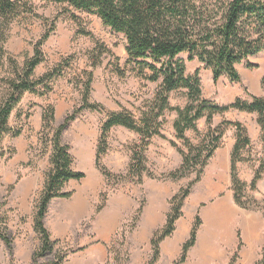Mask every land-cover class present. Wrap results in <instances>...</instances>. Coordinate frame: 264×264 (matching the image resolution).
<instances>
[{
  "label": "rangeland",
  "instance_id": "374dc122",
  "mask_svg": "<svg viewBox=\"0 0 264 264\" xmlns=\"http://www.w3.org/2000/svg\"><path fill=\"white\" fill-rule=\"evenodd\" d=\"M205 1H210V9H215V0ZM29 5L33 13L19 15L9 26L3 43L18 71L33 58L36 43L51 28L50 37L40 48L44 59L35 68L32 80H37L64 60L68 63L62 74L50 84L49 93L41 96L40 89L37 94H23L8 120V126L13 131H20V135L8 134L0 140V229L10 239L12 249L9 254L0 240V264H33L31 251L40 245L33 219L46 175L51 169L53 132L74 110L80 109L82 84L88 74L92 75L88 103L96 104L100 109H83L61 135L62 145L69 147L72 169L82 172L84 178L65 184L63 191L70 192L72 196L63 200L53 199L43 219L48 231L47 226L62 217L64 211L74 210L72 215L76 223L71 226L75 228L63 240L53 241L50 235L51 241L55 242L53 250L38 262L53 264L56 257H64L65 261L70 253L83 249L80 243L87 236L97 242L106 241L110 264H148L152 255L150 240L153 233L165 224L172 198L196 178L195 174L178 176L183 162L182 153L187 149L175 136L177 114L174 110L185 107L186 91L168 94L169 108L157 120L160 123L159 135L152 136L147 147H142L143 140L134 131L117 126L108 132L106 153L100 160L102 169L110 176L107 177L95 165L102 124L123 110L139 123L143 114L151 113L161 82L150 83L140 76L135 64L126 62L124 37L103 26L96 16L66 4L44 0H30ZM79 29L91 34L92 38L79 34ZM96 44L105 46L110 54H104L100 65L92 68L89 59ZM186 57L180 55L177 58L184 61L185 74L193 75L199 70L203 99L225 106L237 98L250 101L251 96H264V53L236 66L239 84L230 83L224 77L214 83L209 70L198 61L187 62ZM249 65L255 67L249 68ZM10 78H14V70L3 59L0 62V103L8 92L5 81ZM48 107L54 109V121L50 128L43 130V110ZM256 119V114L227 111L214 115L210 125L201 118L196 122L198 134L188 130L184 136L197 146L209 131L216 130L224 122L240 123L247 130L251 144L242 152L237 172L239 179L249 185L259 161L264 158V145ZM222 130L219 148L208 160L199 181L192 185L173 234L160 244V257L156 264H173L179 259L181 247L187 241L197 215L201 220L196 238L198 243L188 251L184 264H229L235 254V264H238L243 251L246 256L242 257V264H259L262 260L263 207L243 209L236 205L230 178L236 131L230 126H224ZM140 153L142 159L139 160L135 155ZM133 159L144 169L140 177L129 172ZM244 197L263 203L264 178L257 183L255 191L246 188ZM77 200L82 210L78 217ZM98 207L102 209L96 214ZM217 210L221 214L220 220L215 217V223H210V214ZM101 223L105 226L100 227ZM187 227V237L181 240ZM238 238L241 241L239 250ZM208 248L209 253L203 255L201 250L207 252Z\"/></svg>",
  "mask_w": 264,
  "mask_h": 264
},
{
  "label": "trees",
  "instance_id": "16d2710c",
  "mask_svg": "<svg viewBox=\"0 0 264 264\" xmlns=\"http://www.w3.org/2000/svg\"><path fill=\"white\" fill-rule=\"evenodd\" d=\"M30 0H0V62L6 59L14 70V78L5 81L8 92L0 103V140L12 134L20 135V131H13L8 126V120L14 107L20 102L24 93L37 94L42 89L41 96L49 93L52 81L59 77L67 66V60L48 70L37 80H32L35 68L43 61L41 46L48 40L52 28L45 31L34 47V56L27 60L21 71H18L14 59L3 48L7 32L11 23L21 14H32ZM58 4H66L77 11L96 16L113 33L124 37L126 45L127 63L138 67L141 77L150 83H160L155 103L150 108L149 115L143 114L139 123L123 110L111 115L101 126V140L97 148L95 165L107 176L102 169L100 160L106 153V136L113 127H123L138 133L142 140V147L148 146L149 139L159 135L157 120L169 108L168 94L185 90L187 103L184 108H175L177 118L174 121L175 136L184 143L187 152L182 153L183 162L179 169V177L195 174V180L181 190L170 202V209L161 229L154 232L150 240L151 259L148 264H156L160 257V244L169 238L174 230L175 223L181 217V208L190 194L192 185L197 183L203 173L208 160L214 151L219 148L223 136L222 128L230 126L235 129V145L231 153L230 178L233 198L240 208H261L264 215V202L258 203L254 198L244 197L246 188L255 191L257 183L264 178V158L259 161L257 170L249 185L243 183L238 176L237 164L241 161L242 152L250 146L251 141L247 130L240 123L224 122L216 130L209 131L200 140L199 145H192L185 138V131L192 130L198 134L196 122L205 118L211 123L214 115H221L227 111H239L247 114H256L257 125L260 128L261 141L264 145V96L253 97L251 100L237 98L225 106H217L202 98L199 70L193 75L185 74V63L177 57L186 55L187 62L198 61L211 73L212 81L218 82L222 77L230 83L239 84L240 76L236 66L246 62L248 58L264 53V0H215V9H210V1L205 0H44ZM78 33L91 37L82 30ZM110 54L103 45L96 44L90 57V67L100 65L101 57ZM67 62V63H66ZM249 68L255 66H248ZM148 72L146 75L145 72ZM86 82L82 84V105L64 123L53 132L51 139L52 154L50 157L51 169L46 175L44 188L41 193L37 210L34 215V231L39 235L40 245L33 252V264H39V259L51 253L55 242L51 241L50 234L43 224L49 203L53 199H68L70 192H64L65 184L70 181H79L84 178L82 172L72 169V158L69 147L62 145L61 135L67 129L76 115L85 108L99 110L100 106L88 103L92 75H86ZM264 85V78L262 80ZM41 92V91H40ZM39 92V93H40ZM54 109L48 107L43 110L42 129L51 127L54 121ZM208 140V142H207ZM141 158H140V156ZM0 156H2L0 154ZM135 158L142 159V154ZM133 159L129 172L140 177L144 170L136 165ZM98 207L95 213H99ZM142 211V208L139 210ZM201 220L197 215L192 224L187 241L181 247V255L173 264H184L188 251L196 244ZM239 237V236H238ZM238 249L241 247L240 238ZM0 240L11 254V241L0 229ZM53 264H61L64 257H56ZM237 255H233L229 264H235ZM259 264H264V251Z\"/></svg>",
  "mask_w": 264,
  "mask_h": 264
},
{
  "label": "crops",
  "instance_id": "0c3cea01",
  "mask_svg": "<svg viewBox=\"0 0 264 264\" xmlns=\"http://www.w3.org/2000/svg\"><path fill=\"white\" fill-rule=\"evenodd\" d=\"M74 182H76V181H70L69 183H74ZM56 200H63V199H56ZM75 204H76V202H75ZM71 206H73V205H71ZM69 210L67 211V213L64 211L63 213H65V214H63L62 217L55 219L54 224H52L51 226H47V227H49L48 231L50 232V235H51V238L53 241L54 240H63L65 237H68L70 235V233H72L73 228H75L74 226H71L72 224L76 223V221H75L76 218L72 215V212H74V210H70L71 214H70ZM81 212H82L81 205L77 200V212L76 213L78 215L76 217H78ZM185 231L188 233L189 227L184 228V234H185ZM187 233L185 234V236L181 240H184L187 237ZM105 242L106 241L97 242V241L88 239L87 236H85V238L80 243V245H82L83 249H80L76 252L70 253L69 256L67 257V259L62 264H110L109 263L110 262L109 261V254L107 252ZM196 243H198V241ZM195 246H196V244H195ZM197 248H198V245H197ZM201 251H202L203 255H205L206 253H209L210 250L208 248L207 252L203 251V250H201ZM32 253H33V251H31V254ZM240 256H241L240 257L241 260L238 261L239 262L238 264H240V263L242 264V262H243L242 259L246 256L245 252L244 251H243V253L241 252Z\"/></svg>",
  "mask_w": 264,
  "mask_h": 264
},
{
  "label": "bare ground",
  "instance_id": "6f19581e",
  "mask_svg": "<svg viewBox=\"0 0 264 264\" xmlns=\"http://www.w3.org/2000/svg\"><path fill=\"white\" fill-rule=\"evenodd\" d=\"M215 217L216 218H219L218 219V221L220 220V218H221V214L218 212V210L217 211H213V213H211L210 214V216H209V221H210V223H215ZM107 223H109V222H107ZM209 225V224H208ZM105 226V224H103L102 225V223H101V225H100V227H104ZM216 226V225H215Z\"/></svg>",
  "mask_w": 264,
  "mask_h": 264
}]
</instances>
